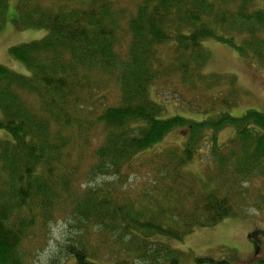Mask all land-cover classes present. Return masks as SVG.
Wrapping results in <instances>:
<instances>
[{
	"label": "trees",
	"instance_id": "trees-1",
	"mask_svg": "<svg viewBox=\"0 0 264 264\" xmlns=\"http://www.w3.org/2000/svg\"><path fill=\"white\" fill-rule=\"evenodd\" d=\"M126 1L19 0L21 25L48 33L10 48L29 75L0 64V264H25L26 243L62 218L75 230L49 264H181L173 243L195 228L264 211V111L196 120L151 92L159 80L180 95L229 84L214 101L237 104L235 77L205 71L204 41L264 67V7ZM8 5L0 0V31ZM227 126L235 133L220 142ZM176 129L182 141L159 150ZM200 156L204 169L188 171Z\"/></svg>",
	"mask_w": 264,
	"mask_h": 264
},
{
	"label": "rangeland",
	"instance_id": "rangeland-1",
	"mask_svg": "<svg viewBox=\"0 0 264 264\" xmlns=\"http://www.w3.org/2000/svg\"><path fill=\"white\" fill-rule=\"evenodd\" d=\"M18 3L19 0H9L8 17L0 31V64L15 72L29 75V68L12 55L10 48L40 40L48 31L43 27L22 26L17 15ZM124 5L130 6L126 0ZM255 5L264 7V0H257ZM204 46L210 54L205 71L235 77L236 87L240 90L237 104L230 107L216 106V97L230 94L229 84L214 86L208 90L202 89L205 86L203 84L202 90L197 93L182 90L180 95L174 91L173 83L166 85L159 80L157 85L151 87L154 99L163 103L169 114L178 113L196 120L213 117L220 111H228L234 117L244 115L249 109L264 111V67L236 48L215 39L205 40ZM116 99L117 91L112 93L111 102H116ZM234 133L235 128L227 126L217 132V137L220 142H226ZM185 134L187 131L182 129L172 131L158 149L181 142ZM211 134L212 131H207L208 136ZM201 150L204 153L206 151L205 148ZM187 169L194 174H200L204 169L201 156ZM68 223L63 218L51 222L49 234L40 244L26 243L29 253L24 256L25 264H49L53 256L59 255L61 247L75 230ZM173 245L183 251L181 264H196L198 257H211L215 261L225 262L223 264H264V211L249 209L247 214L226 217L213 227L195 228L182 241L174 242ZM256 246L259 250L255 249Z\"/></svg>",
	"mask_w": 264,
	"mask_h": 264
},
{
	"label": "flooded vegetation",
	"instance_id": "flooded-vegetation-1",
	"mask_svg": "<svg viewBox=\"0 0 264 264\" xmlns=\"http://www.w3.org/2000/svg\"><path fill=\"white\" fill-rule=\"evenodd\" d=\"M256 234V233H255ZM249 237H252L251 235ZM255 249H258V247L256 246ZM259 250V249H258Z\"/></svg>",
	"mask_w": 264,
	"mask_h": 264
}]
</instances>
